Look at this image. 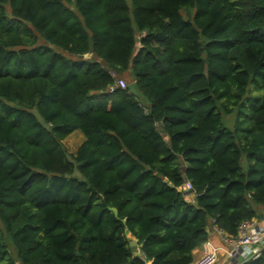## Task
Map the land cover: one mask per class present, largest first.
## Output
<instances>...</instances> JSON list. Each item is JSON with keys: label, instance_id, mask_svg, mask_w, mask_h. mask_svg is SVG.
Segmentation results:
<instances>
[{"label": "trees", "instance_id": "16d2710c", "mask_svg": "<svg viewBox=\"0 0 264 264\" xmlns=\"http://www.w3.org/2000/svg\"><path fill=\"white\" fill-rule=\"evenodd\" d=\"M263 213L264 0H0V264H192Z\"/></svg>", "mask_w": 264, "mask_h": 264}, {"label": "built area", "instance_id": "2783aa9c", "mask_svg": "<svg viewBox=\"0 0 264 264\" xmlns=\"http://www.w3.org/2000/svg\"><path fill=\"white\" fill-rule=\"evenodd\" d=\"M124 87V82L119 81L118 85L112 86L109 88L110 92H113L117 88ZM184 187H187L188 190L191 189L190 184H186ZM257 223L254 221H244L240 224L238 228V236L235 238L226 236V242L231 246L229 252L227 253V257L231 260L240 253L245 251L246 249H251L253 246L257 244H262V247L259 251L254 252L250 257L257 258L262 250H264V242L261 240H257L254 236V229L257 227ZM221 234L225 235L222 231L216 228ZM218 249L211 248L209 250L204 249V253L202 256L195 260L192 264H216L219 259ZM249 257V258H250Z\"/></svg>", "mask_w": 264, "mask_h": 264}, {"label": "crops", "instance_id": "0c3cea01", "mask_svg": "<svg viewBox=\"0 0 264 264\" xmlns=\"http://www.w3.org/2000/svg\"><path fill=\"white\" fill-rule=\"evenodd\" d=\"M83 141H84V139L82 140V142ZM253 221L256 222L257 225H258L256 227V229H254V231H253L255 238L258 241L262 240L264 242V217H263V219H260V220L255 219ZM225 237L226 236L221 234L216 229V227L212 228L211 232H210L209 241L206 244H204L202 247L198 248L194 252L195 260L199 259L202 256V254L204 253V249L209 250L211 248H216V249H218V253L220 254V256L222 255L225 258V261L223 262V264H241L244 261L248 260L249 257L254 252H257L262 247V244H257L255 246H253L251 249H246L245 251L238 253L234 257V259L230 260L227 257V253L229 252L231 246L226 242V238ZM130 239H131V241L136 243L137 249H138V253H140L141 246L137 244V241L131 235H130Z\"/></svg>", "mask_w": 264, "mask_h": 264}, {"label": "rangeland", "instance_id": "374dc122", "mask_svg": "<svg viewBox=\"0 0 264 264\" xmlns=\"http://www.w3.org/2000/svg\"><path fill=\"white\" fill-rule=\"evenodd\" d=\"M121 81L124 82V87H122V89L127 88L128 86L131 87L132 91L136 94L137 98L142 101L143 103H145V100L139 95V93L137 92V89L135 88V84L134 82L128 78H122ZM251 91L253 94L256 93L255 89L253 87H251ZM233 121L234 118H229L228 119V124L230 126L233 125ZM84 139L83 134L80 131H75L71 136H69L65 141H64V146L67 149V151L69 153H75L78 149V147L81 145L82 140ZM182 190L187 191V187L182 188ZM190 198L193 199V196L190 195ZM260 250V249H259ZM258 250V251H259ZM219 255V259L218 262L216 264H223V262L225 261V258L220 254Z\"/></svg>", "mask_w": 264, "mask_h": 264}, {"label": "water", "instance_id": "95a60500", "mask_svg": "<svg viewBox=\"0 0 264 264\" xmlns=\"http://www.w3.org/2000/svg\"><path fill=\"white\" fill-rule=\"evenodd\" d=\"M130 246H131V249L133 250V252H134L135 254H137V253H138V249H137V245H136V243L133 242V241H131Z\"/></svg>", "mask_w": 264, "mask_h": 264}]
</instances>
